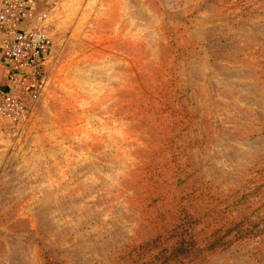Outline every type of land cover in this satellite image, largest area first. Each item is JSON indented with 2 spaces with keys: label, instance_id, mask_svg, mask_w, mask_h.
<instances>
[{
  "label": "rangeland",
  "instance_id": "rangeland-1",
  "mask_svg": "<svg viewBox=\"0 0 264 264\" xmlns=\"http://www.w3.org/2000/svg\"><path fill=\"white\" fill-rule=\"evenodd\" d=\"M25 4L48 43L0 138V264H264V0Z\"/></svg>",
  "mask_w": 264,
  "mask_h": 264
},
{
  "label": "built area",
  "instance_id": "built-area-1",
  "mask_svg": "<svg viewBox=\"0 0 264 264\" xmlns=\"http://www.w3.org/2000/svg\"><path fill=\"white\" fill-rule=\"evenodd\" d=\"M26 7L25 0H0V66L7 70V81L0 87V134L10 139H15L27 118L25 99L38 88L27 89L25 81H42L48 43L42 19L25 23ZM6 86L14 88L12 96L5 93Z\"/></svg>",
  "mask_w": 264,
  "mask_h": 264
},
{
  "label": "crops",
  "instance_id": "crops-1",
  "mask_svg": "<svg viewBox=\"0 0 264 264\" xmlns=\"http://www.w3.org/2000/svg\"><path fill=\"white\" fill-rule=\"evenodd\" d=\"M2 49V43L0 42V51ZM7 81V70L3 67L0 66V87ZM40 79H35V78H29L25 81L24 85L27 89L33 90L34 87L37 88V86H39L40 83ZM5 136H3L2 134H0V138H3ZM7 138V137H6ZM10 140V138H9Z\"/></svg>",
  "mask_w": 264,
  "mask_h": 264
},
{
  "label": "water",
  "instance_id": "water-1",
  "mask_svg": "<svg viewBox=\"0 0 264 264\" xmlns=\"http://www.w3.org/2000/svg\"><path fill=\"white\" fill-rule=\"evenodd\" d=\"M5 93H6L7 95L12 96V95L14 94V88L11 87V86H6V88H5Z\"/></svg>",
  "mask_w": 264,
  "mask_h": 264
}]
</instances>
